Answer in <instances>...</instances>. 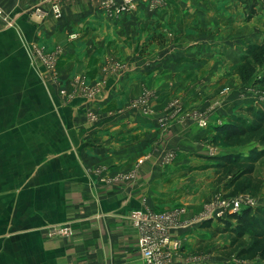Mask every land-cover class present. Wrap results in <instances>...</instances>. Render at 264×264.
Instances as JSON below:
<instances>
[{"label": "crops", "instance_id": "crops-1", "mask_svg": "<svg viewBox=\"0 0 264 264\" xmlns=\"http://www.w3.org/2000/svg\"><path fill=\"white\" fill-rule=\"evenodd\" d=\"M185 2L183 6L201 4L200 9L183 11L189 16L201 14L193 28L204 26L207 38L217 27L222 31L217 45L196 51L205 55L201 64L213 62L215 56L226 62L213 65L216 73L211 72L201 84L198 76L211 65H198V61L184 65L181 53H170L167 62L159 61L163 65L130 66L108 81L100 97L90 101L77 97L66 104L53 89L41 92L39 79L26 80L30 86L26 92H9L6 87L11 81L1 75L0 264H141L130 212L163 210L194 198L184 199L189 193L187 172L196 167L185 165L197 157H211L206 140L214 132L208 127L224 124L257 103L255 90L232 73L230 77L222 74L245 46L264 41V25H257L259 15L249 22L234 16L235 0ZM260 2L258 12L264 8ZM32 5L33 0H0V43L7 47L11 37L17 46L35 43L47 51L62 47L59 82L65 85L75 65L72 45L64 46L66 38L89 20H99L98 3L63 0L59 19L47 13L46 5L42 14H29ZM227 32L232 37L225 36ZM162 68L167 74L158 75ZM15 82L24 85L23 79ZM145 83L157 88L149 115L126 106ZM223 87L227 92L219 94ZM177 98L182 113L160 125L156 115ZM214 100L218 104L207 116V127L199 128L181 117L205 110ZM91 109L98 115L96 123L87 119ZM108 110H113L112 116H107ZM167 151L175 152L171 162L163 159ZM189 207L194 211L196 205L193 202ZM200 224L172 232L181 247L171 253L169 264H214L202 256L204 261L196 260L199 238L206 234ZM63 226L69 228V235L47 234V229Z\"/></svg>", "mask_w": 264, "mask_h": 264}, {"label": "rangeland", "instance_id": "rangeland-1", "mask_svg": "<svg viewBox=\"0 0 264 264\" xmlns=\"http://www.w3.org/2000/svg\"><path fill=\"white\" fill-rule=\"evenodd\" d=\"M96 1L99 6L98 10H100L97 12V17H99L97 19L99 20H89L84 24L83 28L74 31L72 34L77 36L74 42L69 37L66 38L67 43L64 46L72 45L71 48L74 51L72 59H74L75 65L71 66L70 71L73 73L69 75V79L65 82V85H61V82H59L60 65H58V62L61 60L62 47H57V45L52 50L47 51L42 46L37 47L35 43H29L28 45L23 43L22 46H19L20 44L17 46L15 38L11 37L7 40V47L3 43H0V65L6 67L0 69V77L7 76L9 81H11L6 87L9 92H21V90L26 92L30 86H27L25 81L39 79L41 82L40 91L49 93L53 89L61 98L63 97V104L77 97L90 101L103 94L108 81L115 79L118 75L116 71L118 68H124L127 71L133 65H145V67L147 65H163L159 61H166L167 55L170 53L175 55L181 53L180 56L185 55L183 56V62H181L186 63L184 65H193L190 63H196L197 61L199 62L198 65H211L209 66L210 68H206L205 70L201 67L202 72L198 76L199 84L202 81L205 82L207 75L211 72L216 73L211 69L213 65L226 64L218 56H215L213 62H210L211 59H209L206 64H201L205 55L196 53V51L202 50L209 45H217L218 43H215V40L219 39L222 34V31L217 27L215 33L211 32L212 37L207 38L204 26L198 29L193 28L194 23L196 24L198 21H201L199 17L201 14L189 16L184 14L183 11H185V8L200 9L201 4L199 2H197V4H200L198 6L191 5L195 2H189L191 6H183V4L187 5L185 0H137L131 7L127 6L123 9L120 7L121 11H116L113 10L112 6L109 8L102 7V0ZM257 1L260 2V0H235L234 4L236 6L231 7L234 16L240 15L241 19L242 17L244 18L243 22H249L259 15L261 21L257 22V25H264V8L258 12L256 8L258 5ZM116 3L120 5L119 1ZM245 3L246 6L244 7ZM229 6H225V8H229ZM235 7L238 8V11ZM202 8L208 9L207 6ZM29 14L34 15L36 13L30 11ZM182 15L184 18H182ZM225 36L232 37V33L227 32ZM207 42H209L208 45ZM243 50L238 54V58L232 60L231 67L224 71L222 77L228 74L229 77L235 75L239 78L237 68L239 58L243 55ZM167 72L163 68L157 71L158 75H165ZM261 75L262 69H259L254 80L244 85L256 91V105L244 108L242 115L238 114L234 116L243 117L247 121H251L245 110L250 107L260 108L264 106V88L257 85L254 86L253 84L256 80L260 79ZM209 76L211 77L212 75ZM21 79H23L24 85L15 82V80ZM229 81H232V79L230 78ZM143 85L145 87L142 88L141 92H137L136 96L129 99L126 106L138 108L142 114L143 107L145 106L148 113H151L150 101L154 98L157 88L149 87L148 83ZM221 89L218 90V93L221 91L219 94L227 92V87ZM214 94H216V91L211 95ZM216 104H218V100L211 101L205 110L191 111L181 117H185L188 121L198 126L192 120V116L205 117L207 119V116L213 111ZM112 111L108 110L106 112L107 116H112ZM181 113L182 106L180 100L178 98L173 99L158 112L156 120L160 125H165L173 117L176 118ZM86 115L89 123L97 122L98 115L92 109L87 111ZM208 128L213 129L211 126ZM213 137L214 134L206 140L207 142L209 141L206 143V151L211 157L208 159L197 157L185 165L188 167L194 165L196 167L187 172L189 180L185 189L189 193L185 195L184 199L186 196L194 195L192 200L188 198V201L191 200V202H183L177 205L173 203V205L166 209H149V211L164 212L177 209L183 211L179 215V222H190L199 219L203 213L209 210L208 207L212 204H216L227 198L249 199L253 204L252 210H264V157L255 164L252 180H239L231 185L230 182L233 180L235 174L233 176L221 175L215 167V162L211 159L217 156L237 154L246 157L250 151L254 149L261 150L263 146L257 140L242 138L231 147H223L212 142ZM174 157L175 152L167 151L163 159L165 162H171ZM254 186H256V190L253 189ZM245 187H249L247 191H245ZM190 192L193 193L191 194ZM193 202L196 207L194 211H191L188 208H190L189 206ZM203 223H206V221L201 224ZM216 228L219 229L218 232L220 234L213 232V229ZM204 231L206 234L199 238L195 249V251L200 252L198 254L200 257L196 258L197 261L208 259L214 264L246 263L237 261L234 257L225 256V253H228V251L223 252V249L230 243L231 236L224 232V226H218L217 221H213L210 229ZM57 236L64 237L67 235L57 233ZM244 240L246 243L249 242L248 238ZM251 263L264 264V260L256 257Z\"/></svg>", "mask_w": 264, "mask_h": 264}, {"label": "trees", "instance_id": "trees-1", "mask_svg": "<svg viewBox=\"0 0 264 264\" xmlns=\"http://www.w3.org/2000/svg\"><path fill=\"white\" fill-rule=\"evenodd\" d=\"M243 55L239 58L237 75L243 85L254 80L259 69H262L260 79L254 86L264 88V41L260 44H248ZM245 113L251 118L247 121L243 117L230 116L227 122L213 128L212 142L223 147H231L242 138L257 140L263 149L252 150L246 157L240 155H223L211 158L221 175L233 176L230 182L252 180L255 164L264 157V106L248 108ZM245 191L249 187H245ZM256 190V186L253 187ZM212 220L200 224L202 229H210ZM218 226H224V232L231 236L230 243L223 249L226 257H234L237 261L251 263L256 257L264 260V210L245 208L238 214L230 215L226 220H217ZM218 228L213 229L220 234ZM245 238L249 242H245ZM251 261V262H250ZM250 262V263H249Z\"/></svg>", "mask_w": 264, "mask_h": 264}, {"label": "built area", "instance_id": "built-area-1", "mask_svg": "<svg viewBox=\"0 0 264 264\" xmlns=\"http://www.w3.org/2000/svg\"><path fill=\"white\" fill-rule=\"evenodd\" d=\"M36 1L32 5L30 11L42 14L43 6H48L47 13L54 19L61 17V2L63 0H34ZM120 2L117 5L116 2ZM137 0H102V7L109 8L112 6L116 11H121L125 7H131ZM29 11V12H30ZM1 14V12H0ZM3 21L6 25L10 24L7 17H3ZM77 36L75 34L69 35L71 41L75 40ZM120 75L124 68H118L116 70ZM120 71V72H119ZM150 113V112H149ZM146 107H143V114H149ZM192 120L195 121L199 127L205 128L207 126V120L205 117L192 116ZM253 206L249 199L245 198H227L216 204H212L208 207V211L203 213L199 219L190 222H179L178 218L183 211L172 209L171 211L164 212H152L149 210L132 211L128 215L129 221L136 229L138 234L137 250L140 254L141 264H169L171 253L180 249L181 244L178 240L172 237V232L187 229L193 224H200L204 221L212 220H226L230 215L238 214L245 208H251ZM48 235L54 236L57 233L63 235H69V228L63 226L60 228L47 229Z\"/></svg>", "mask_w": 264, "mask_h": 264}]
</instances>
